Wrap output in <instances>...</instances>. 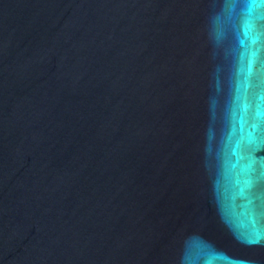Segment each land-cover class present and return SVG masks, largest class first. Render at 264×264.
Here are the masks:
<instances>
[{
  "label": "water",
  "instance_id": "95a60500",
  "mask_svg": "<svg viewBox=\"0 0 264 264\" xmlns=\"http://www.w3.org/2000/svg\"><path fill=\"white\" fill-rule=\"evenodd\" d=\"M0 264H264V4L0 0Z\"/></svg>",
  "mask_w": 264,
  "mask_h": 264
},
{
  "label": "snow or ice",
  "instance_id": "6c2138e0",
  "mask_svg": "<svg viewBox=\"0 0 264 264\" xmlns=\"http://www.w3.org/2000/svg\"><path fill=\"white\" fill-rule=\"evenodd\" d=\"M248 2L253 6L257 3L264 4V0H248Z\"/></svg>",
  "mask_w": 264,
  "mask_h": 264
}]
</instances>
